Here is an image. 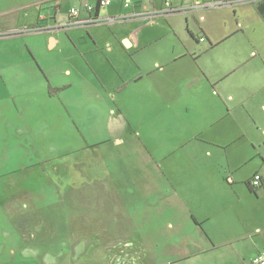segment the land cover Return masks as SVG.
<instances>
[{"label":"crops","instance_id":"1","mask_svg":"<svg viewBox=\"0 0 264 264\" xmlns=\"http://www.w3.org/2000/svg\"><path fill=\"white\" fill-rule=\"evenodd\" d=\"M99 1L0 0V138L9 158L32 160L11 170L20 193L0 205L13 217L40 210L42 188L26 184L41 170L67 226L83 231L80 264L211 254L209 264H254L264 250V0ZM52 88L71 99L69 115ZM51 121L73 135L48 145ZM46 213L51 224L58 212ZM47 231L34 240L51 241Z\"/></svg>","mask_w":264,"mask_h":264},{"label":"rangeland","instance_id":"2","mask_svg":"<svg viewBox=\"0 0 264 264\" xmlns=\"http://www.w3.org/2000/svg\"><path fill=\"white\" fill-rule=\"evenodd\" d=\"M50 93L54 95L52 98V105H61L67 115H69V112H72L73 106L71 105V99L67 93L65 95L60 94V92L57 94V92L53 91ZM34 96L37 98L40 94L36 93ZM5 98L6 97L4 96V99ZM87 100L89 103V99ZM63 102L66 104L64 105ZM49 126L50 129L45 137V139L49 142L48 145L55 143L62 138H64V140L69 139V136L73 135L68 131L67 126L60 129V127L52 121ZM7 137L8 136L2 135L0 138V202L20 193V190H18L19 187L16 185L13 186L15 188H8L7 184L9 183V173L11 170L13 168L21 167L19 165V163H22L21 161H29V163L32 161L20 159L15 156L9 158V142H7ZM16 164H18L17 166L19 167H14ZM28 176L26 187L42 188V191L39 193L42 197L39 198L38 201L40 202L39 204L43 205V207L40 210L34 209L33 207L22 208V213L26 214H19V216L13 217V215H9L5 212L8 207L0 205V264H53L54 262H56V264H64L65 262H68V259L63 258V256H69L72 258L73 264H80L81 260L78 259V257H80L81 252L85 247V243L80 241L83 231L77 228L75 229L73 227H69V225L67 226L66 218L68 216V211L65 210V208L57 210L58 208L54 205L58 200V195L53 192V175H47V173H42L40 170V173L37 175L29 174ZM67 197L68 195L61 194V198L59 200L61 205L65 204L64 201H66ZM29 211L32 212L34 220L31 218ZM46 212H49V215H52L53 212H58V214L53 215L51 224L49 223V219L45 218L47 215ZM21 216H25L27 219H23ZM41 218H44V220L41 221L40 225L37 224L40 229H36L37 225H35L34 222ZM20 222H26L27 226L23 231H25L28 237L19 240L18 234L21 229L18 227V223ZM46 230L49 232L47 234L48 237L52 236L51 241H48L46 237H44V233H41L42 236L37 237L41 240H34L33 234L35 231L41 232ZM75 232H77L76 235ZM252 240L253 239L250 238V244ZM2 248L4 249L3 252ZM61 254L63 256H61ZM168 254H171V252L168 251ZM216 256L217 254L213 257ZM200 258L201 259L196 260L195 262L199 264H209V260L212 259V254L211 256H201Z\"/></svg>","mask_w":264,"mask_h":264},{"label":"built area","instance_id":"3","mask_svg":"<svg viewBox=\"0 0 264 264\" xmlns=\"http://www.w3.org/2000/svg\"><path fill=\"white\" fill-rule=\"evenodd\" d=\"M111 0H101L99 1V6L105 7L107 5H109ZM167 1V5L171 7V0H166ZM80 13L79 9L77 8H73L71 9V14L73 15L72 17L78 16ZM96 15L92 16L91 20H95ZM201 40H204V37H201ZM262 175L257 173L256 175L253 176L252 178V185L254 188H260L262 186ZM252 262L254 264H264V250H261L259 253H257L253 258H252Z\"/></svg>","mask_w":264,"mask_h":264},{"label":"trees","instance_id":"4","mask_svg":"<svg viewBox=\"0 0 264 264\" xmlns=\"http://www.w3.org/2000/svg\"><path fill=\"white\" fill-rule=\"evenodd\" d=\"M100 1H101V0H100ZM97 14H98V13H96V16H97ZM96 16H95V17H96ZM52 90H53V92H55V90H54L53 88H52ZM261 187H262V186H261ZM254 189H256V188H254ZM257 189H258V188H257Z\"/></svg>","mask_w":264,"mask_h":264}]
</instances>
